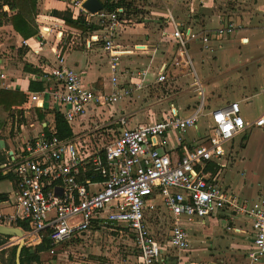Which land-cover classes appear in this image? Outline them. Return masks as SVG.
Here are the masks:
<instances>
[{"label": "built area", "instance_id": "1", "mask_svg": "<svg viewBox=\"0 0 264 264\" xmlns=\"http://www.w3.org/2000/svg\"><path fill=\"white\" fill-rule=\"evenodd\" d=\"M83 2L75 0L71 9L84 11L88 25L94 23L108 34L104 39L91 36L90 44L103 42V50L110 59L113 90L110 94L91 91L83 84L82 76L67 67L58 53V66L48 78L54 85L46 93L69 124L92 106L112 105L130 96L142 88V80L148 75L147 71L140 72L137 75L141 81L135 82L133 89H120L121 59L133 53L132 46L116 40L124 10H103L91 15L82 8ZM165 21L178 46L175 66L192 68L193 87L200 96L199 107L188 117L171 110L159 122L126 127L110 139L101 135L110 125L99 126L102 132L98 136L109 140L105 144L87 142L77 136L61 139L52 131L24 140L5 164L10 168L7 173L15 176L16 191L14 212L0 215V224L22 229L26 246L39 247L48 239L47 253L53 257L64 244L84 240L97 228L109 235L118 234L121 239L129 238L136 253L122 262L117 256L105 254L102 261L94 264H182L178 254L190 247L188 226L230 207L233 214L246 216L251 223L254 235L251 262L264 259V197L246 204L231 197L218 178L212 179L208 172L211 162L220 163L224 158L227 142L248 127H264V114L254 123H247L240 104H229L212 113V134L204 144L193 148L182 145V155L175 162L166 151L171 134H179L182 144L183 136L197 129L206 115L204 89L194 71L190 42L201 40L204 49L212 51L213 40L241 27L229 23L211 35L201 34L183 27L171 8L166 10ZM43 33H50V29L41 30V36ZM23 44L27 46L26 41ZM0 77L4 79L5 75ZM157 82H167L164 70L158 74ZM261 94L264 97V87ZM31 102L43 104L37 94L31 96ZM114 123L126 125L125 118ZM220 165L225 168L224 164ZM160 210L169 219L168 237L158 238L152 231L151 224L158 220L155 215ZM18 225H26L28 230ZM172 251L177 261L170 260L168 253Z\"/></svg>", "mask_w": 264, "mask_h": 264}, {"label": "crops", "instance_id": "2", "mask_svg": "<svg viewBox=\"0 0 264 264\" xmlns=\"http://www.w3.org/2000/svg\"><path fill=\"white\" fill-rule=\"evenodd\" d=\"M74 1L38 0L37 15L34 16V20L39 33L34 38H22L13 26L7 22L0 26V75H5L4 79L0 77V91L19 92L26 97L23 104L14 105L10 110H5L0 106V140L4 141L5 144L4 149L0 150L3 151L6 157V162L0 166L2 175L6 177L5 180L0 181V196H6L4 201H0V215H10L14 212L13 203L16 185L14 174L12 172L7 173V170L10 169L9 166H6L8 156L28 138L36 137L41 133L50 134L51 131L56 133L55 115L59 113L63 117L61 111L54 108V104L46 93L47 89L54 85L53 81L48 78L51 71L58 66L57 54L59 53L64 57L67 67L82 76L83 84L91 91L96 94H110L113 90L110 59L103 50V42L90 44L91 36L98 35L101 39H104L108 34L100 30L94 23L87 31L68 26L63 20L66 12H69L73 19L78 18L80 15L87 16L80 9H71ZM179 1L149 0L147 6L138 7L148 11L153 17L151 19L153 22L150 23V20L146 23L139 21L138 24L134 25V27H137L135 31L130 32L134 29H131L129 25L131 23L121 21L120 28L116 33L117 42H130L133 48L132 54L125 55L121 59V70L118 77L120 89H133L134 83L141 81L137 74L147 71V78L142 80V88L139 90L145 93L149 87H155L165 90L167 94L180 91L176 95L170 96L171 100L167 98L163 101L162 105L165 108L161 118H151L149 121L144 122L143 112L145 110L143 107L138 106L139 103L135 104L130 95L112 105L92 106L85 115L78 117L71 124L63 117L71 129L73 137L77 136L83 139V137L94 132L101 134L98 125H110L109 129L111 130L107 129L104 131L105 135L101 134L110 139L113 135H119L126 127L135 128L141 124L159 122L174 109L182 117L191 116L195 112L196 106L182 101L189 77L193 80L190 91H193V94L195 93V98L197 102L199 101L197 105L200 103V96L193 87L194 74L192 68L187 66L177 67L174 64L178 46L176 40L171 37V28H166L165 14L167 8L173 10L175 18L183 27L195 29V31L205 35H211L220 28L226 27L229 23H234L236 26L241 27V34L237 37L242 44H248L250 42L249 35L254 34L262 27L264 28V0H199V2L195 0L190 4L189 10H183L184 13ZM228 3H231L232 8L227 9ZM234 3L236 6H233ZM4 11L9 15L15 14L7 6L4 7ZM208 12L211 13L210 17L207 15ZM45 28H49L50 33H43V36H41V30ZM165 28L166 33H163ZM60 33H62L61 37H59ZM234 33L213 40L210 44L212 51L205 50L201 40L191 41L189 44L194 71L204 89L206 115L200 119L197 129L189 130L183 136L182 144L177 133L171 134L168 138L166 151L174 162L182 155V145L193 148L195 145H201L207 141L212 134L211 116L215 110L225 108L232 103H245L250 106L257 101L262 110L261 114L253 117L242 115L244 120L247 123H254L264 114V97L261 94V89L264 87V57L256 63L255 61L240 62L234 67H227L225 70H218L214 67L204 69L202 67V78H200L195 68L192 51L196 52L195 57L198 58V63L201 66L205 62L204 57L207 61H218L217 54L218 50L223 47L222 41H229ZM242 36L246 37L243 38ZM212 38H214V35H212ZM24 41L27 42V46L23 44ZM213 62L210 61L211 64ZM227 65L229 66L228 63ZM33 70L35 72H32ZM163 70L166 73L167 82L159 84L157 77ZM34 94H37L43 100V104L31 102V96ZM219 95L222 97H219ZM173 97L175 99H172ZM213 97L215 100H210ZM148 111L150 114L153 113L152 109ZM120 118H125L126 125L112 124ZM92 127L93 130H91ZM254 128L264 130V127H248L236 135L224 145L225 156L221 162H211L208 169L210 177L214 180L218 178V183L231 197L239 198L246 204L256 201L258 197H264V182L259 184L260 189L258 191L241 197L240 193H237L230 184L225 183V175L223 174L235 162L233 148L236 139L242 138V142H244L249 130ZM94 138L96 136H93ZM89 142H91V139ZM93 142L98 144L95 139ZM99 142L101 144L100 140ZM242 146L245 145L242 144ZM221 163L225 165V168L222 169ZM5 184L10 186L3 187ZM251 187H253V184H251ZM163 213L165 212L163 211ZM163 213L155 215L158 220L156 219L151 227L153 225L169 226V219L167 218L165 222L162 216ZM225 222L227 223L225 224ZM169 229L167 232H163L161 230L155 231L152 227L153 233L158 238L163 235L168 237ZM187 234L190 247L185 252L178 254V259L182 264H264V259L258 263H252L249 258V254L254 248V235L249 219L246 216L233 214L230 207L188 226ZM107 235L109 234L96 228L86 235L84 240L87 241L93 238L94 241L99 242ZM115 236L119 237L118 234ZM105 238L104 242H107ZM120 240L123 239L120 238ZM78 242L80 241L71 243ZM71 243L64 244L61 249L66 246L70 248ZM93 244L97 248L95 242ZM30 248L36 251V247ZM4 249L8 248H0V251ZM168 255L170 260L177 261L176 254L174 255L173 251L169 252ZM95 257L96 262L104 259L96 255ZM117 258L120 262L124 260V256H118Z\"/></svg>", "mask_w": 264, "mask_h": 264}, {"label": "rangeland", "instance_id": "3", "mask_svg": "<svg viewBox=\"0 0 264 264\" xmlns=\"http://www.w3.org/2000/svg\"><path fill=\"white\" fill-rule=\"evenodd\" d=\"M194 1L195 0H180L179 5L181 6L182 12L183 10L186 11V9L189 10L188 8L190 4H192ZM133 2L137 7L138 14L133 18L131 24H129L131 26V29L134 28L130 32L135 31L137 27L136 26L134 27V25L138 24L139 21L146 23L150 20L149 21L150 23L153 22L151 21L153 17H151L149 12L146 11L144 8L140 9L138 7L143 5L144 7L145 5L147 6L149 0H134ZM142 2H144V4H142ZM196 2H199V0H196ZM233 6H236V4L234 3ZM230 8H232V5L231 3H228L227 9ZM233 9L236 10L235 8ZM210 14L211 13L209 12L207 13L209 17ZM240 29L241 28H238L235 31V33L231 35L229 41H222L223 47L218 50V54H217L218 61L215 62H213L212 60L207 61L206 57H204L205 62L202 63L201 66L200 63H198V58L195 57L196 52L192 51V55L194 56L195 59L194 60L195 68L200 78H202V67H204V69L209 67H214L215 69L218 70L221 69L225 70L227 67H234L240 62L244 63V62L255 61L256 63V61L263 59L264 28L262 27L257 31H255L254 34L253 33L250 34L249 35L250 42L248 44H242L239 42L237 36L241 34L242 30ZM242 37L245 38L246 36H242ZM123 44L125 46H132L130 42L129 43L124 42ZM131 49L133 48L131 47ZM252 57L253 59H251ZM210 61L213 62V64H211ZM227 63L229 64V66L227 65ZM192 82H193L192 78L189 77L184 90L186 93L183 96L182 101H184L185 103L193 104L194 106H196V108H198L200 103L199 105H197L199 101L197 102L195 98V93L193 94V91H190ZM140 91L141 90L135 91L134 93L131 94V97L133 98L134 100L133 102H135V104L139 103L140 105L138 106H140V108L143 107V109L145 110V112H143L144 122L149 121L151 118L160 119L162 116V112L165 108L162 105L163 101L169 98L170 96L176 95L177 93L180 92V91H174L172 94H167L165 90L161 88L157 89L155 87H149L145 93L144 91L141 92ZM220 96L221 95H219V97ZM172 99L175 98L173 97ZM169 100H171V98H169ZM210 100H215V98L213 97ZM223 103H225V101H223ZM240 106H241L242 115L245 117L258 116L259 114H261L262 111L257 101H255L254 104L250 106H247V104L245 103H241ZM149 109L153 110L152 114H150V112L148 111ZM93 129L94 128L92 127L91 130ZM98 135H99L98 132L96 133L94 132L91 133L89 136L83 137V139L86 140L87 142H89V140L91 139V143L94 141V139L98 143H100L99 142L100 140L104 144L109 141L108 139L104 141L103 138L99 137ZM93 136H96V138L93 139ZM242 140H243L242 138L236 139L233 148L234 149L233 152L235 154V162L227 170H225L224 172L225 174L223 175H225V183L230 184L237 193H240L241 197H244L245 194L248 193L253 194L255 191H258L260 189L259 184H263L264 182V130L257 128L251 129L249 130L248 135L245 137L244 142H242ZM242 144H244L245 146H242ZM245 169H247V171H245ZM251 184H253V187H251ZM7 185L9 184H5L3 187H6ZM158 212L163 213V211H158ZM162 216L166 222L167 214L163 213ZM226 223L227 222H225V224ZM152 227L155 231L161 230L163 232H167L169 229L168 225H166L165 227H160L159 225H153ZM225 232L227 231L225 230ZM104 238H102L99 242L94 241L93 238H91L87 241L81 240L78 243H71L70 248L66 246L63 247V249H59L53 257H51L48 253L40 254L39 263H32V264H94L96 262L95 255L99 256V258H102V256L105 254H108L110 256H117V257L124 256V260H129L128 258H132L133 253H136L130 246L131 242L129 241V238L120 240V238L115 235L113 236L107 235L105 238L107 242H104ZM94 242L97 248L93 246ZM15 244H18L17 239L11 238L4 246H1L0 248L6 247L8 249H11ZM108 249L109 252L106 253L105 251Z\"/></svg>", "mask_w": 264, "mask_h": 264}, {"label": "trees", "instance_id": "4", "mask_svg": "<svg viewBox=\"0 0 264 264\" xmlns=\"http://www.w3.org/2000/svg\"><path fill=\"white\" fill-rule=\"evenodd\" d=\"M38 0H1L0 2V26L4 23H9L13 26L14 30L24 39H30L38 36L39 30L35 23L34 16L37 15V2ZM134 0H100L104 6V11L114 12L119 9H123L124 13L120 15V21L125 23H131L133 18L137 16L138 10L135 6ZM7 6L10 11L15 14L9 15L4 11V7ZM63 20L68 26L77 28L83 31H87L92 25H88L86 17L80 15L78 18L73 19V16L66 12L63 16ZM32 72H35L34 70ZM26 101V97L19 92H13L8 90L0 91V106L5 110H10L14 105H21ZM56 135L61 139H70L73 137V133L63 119V117L57 113L56 115ZM6 162V157L3 151L0 150V166ZM6 177L2 175L0 171V181L5 180ZM6 196H0V201H4ZM23 227L24 230H28L26 225H18ZM9 237L0 236V247L5 245L9 241ZM50 249V242L48 239L44 243L36 247L35 253H31L32 248L25 247L21 254V264L39 263L40 254L47 252ZM16 250L17 246H13L11 249H4L0 251V264H16Z\"/></svg>", "mask_w": 264, "mask_h": 264}, {"label": "water", "instance_id": "5", "mask_svg": "<svg viewBox=\"0 0 264 264\" xmlns=\"http://www.w3.org/2000/svg\"><path fill=\"white\" fill-rule=\"evenodd\" d=\"M82 8L91 15H95L104 10V6L100 2V0H84V2L82 3ZM4 147V141L0 140V149L2 150L4 149ZM0 235L19 239L18 244H15L17 246L16 264H21V254L23 249L26 247L25 241L23 240V237L25 235L24 231L17 227L0 225ZM31 253H35V249L32 248Z\"/></svg>", "mask_w": 264, "mask_h": 264}]
</instances>
